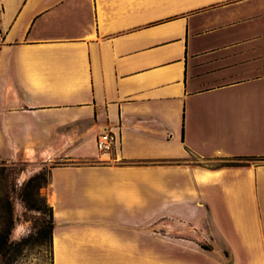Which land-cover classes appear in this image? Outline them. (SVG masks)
Masks as SVG:
<instances>
[{
  "label": "crops",
  "instance_id": "obj_1",
  "mask_svg": "<svg viewBox=\"0 0 264 264\" xmlns=\"http://www.w3.org/2000/svg\"><path fill=\"white\" fill-rule=\"evenodd\" d=\"M236 154H264V0H0V158L64 160L53 264H264V162L207 163Z\"/></svg>",
  "mask_w": 264,
  "mask_h": 264
},
{
  "label": "rangeland",
  "instance_id": "obj_2",
  "mask_svg": "<svg viewBox=\"0 0 264 264\" xmlns=\"http://www.w3.org/2000/svg\"><path fill=\"white\" fill-rule=\"evenodd\" d=\"M192 159H195V157H192ZM227 160L226 158L218 157L207 163L216 166ZM63 161L53 160L45 163L41 160L28 161L20 159L15 162H9L5 158H0V196L10 199L15 217L11 239H25V244L15 264H53L52 247L49 245L47 237L38 233L39 228L43 227L42 217L48 216V214L27 208L20 192L23 183L32 174L44 167L48 168L54 163ZM257 162H264V160ZM45 187L46 185L40 187L41 194H43ZM1 228L2 226L0 225ZM86 257H89L88 252Z\"/></svg>",
  "mask_w": 264,
  "mask_h": 264
},
{
  "label": "trees",
  "instance_id": "obj_3",
  "mask_svg": "<svg viewBox=\"0 0 264 264\" xmlns=\"http://www.w3.org/2000/svg\"><path fill=\"white\" fill-rule=\"evenodd\" d=\"M221 158L228 160L216 166L249 165L252 163L251 161L264 160V154H236L221 156ZM51 166L44 167L32 174L23 183L20 195L27 208L48 214V216L42 217L43 227L39 228L38 233L44 234L52 247V235L55 226L54 210L52 205L48 203L46 196L40 192V187L47 185L50 181ZM0 216V225L2 226L0 229V264H15L25 244V239H11L15 217L13 205L9 198L0 196Z\"/></svg>",
  "mask_w": 264,
  "mask_h": 264
},
{
  "label": "built area",
  "instance_id": "obj_4",
  "mask_svg": "<svg viewBox=\"0 0 264 264\" xmlns=\"http://www.w3.org/2000/svg\"><path fill=\"white\" fill-rule=\"evenodd\" d=\"M118 133L111 128H105L97 136L96 145L101 152H112L118 143Z\"/></svg>",
  "mask_w": 264,
  "mask_h": 264
}]
</instances>
